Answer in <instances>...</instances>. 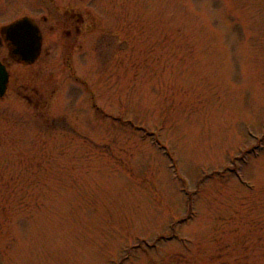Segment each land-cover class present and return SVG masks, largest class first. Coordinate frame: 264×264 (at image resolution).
I'll use <instances>...</instances> for the list:
<instances>
[{"label":"rangeland","instance_id":"1","mask_svg":"<svg viewBox=\"0 0 264 264\" xmlns=\"http://www.w3.org/2000/svg\"><path fill=\"white\" fill-rule=\"evenodd\" d=\"M23 15L0 264H264V0H0Z\"/></svg>","mask_w":264,"mask_h":264},{"label":"water","instance_id":"2","mask_svg":"<svg viewBox=\"0 0 264 264\" xmlns=\"http://www.w3.org/2000/svg\"><path fill=\"white\" fill-rule=\"evenodd\" d=\"M9 47V55L16 61L32 64L37 61L42 49V34L35 19L23 15L0 28ZM9 82V72L0 60V98L6 92Z\"/></svg>","mask_w":264,"mask_h":264},{"label":"flooded vegetation","instance_id":"3","mask_svg":"<svg viewBox=\"0 0 264 264\" xmlns=\"http://www.w3.org/2000/svg\"><path fill=\"white\" fill-rule=\"evenodd\" d=\"M30 16V15H29ZM32 17V16H31ZM34 18V17H33ZM35 19V21L37 22V24H38V26H39V28H40V31H41V34H42V45H43V31H42V28H41V24H40V22H38V20L36 19V18H34ZM41 20L43 21V22H46L47 21V16L46 15H43L42 17H41ZM1 28V27H0ZM1 34V33H0ZM2 36V35H1ZM2 38H3V36H2ZM3 40H4V38H3ZM4 42H5V44H6V47H7V49H8V55H9V47H8V45H7V43H6V41L4 40ZM42 50V49H41ZM41 54V53H40ZM9 57L11 58V59H13L10 55H9ZM2 62L6 65V62L5 61H3L2 60ZM7 66V65H6ZM8 69V68H7Z\"/></svg>","mask_w":264,"mask_h":264}]
</instances>
